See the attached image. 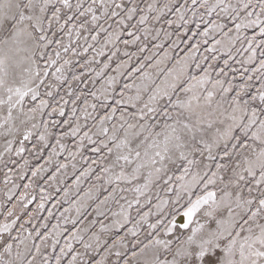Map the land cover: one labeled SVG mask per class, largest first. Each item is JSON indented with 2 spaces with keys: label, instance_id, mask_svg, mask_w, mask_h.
<instances>
[{
  "label": "snow or ice",
  "instance_id": "6c2138e0",
  "mask_svg": "<svg viewBox=\"0 0 264 264\" xmlns=\"http://www.w3.org/2000/svg\"><path fill=\"white\" fill-rule=\"evenodd\" d=\"M0 264H264V0H0Z\"/></svg>",
  "mask_w": 264,
  "mask_h": 264
}]
</instances>
